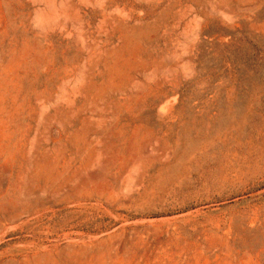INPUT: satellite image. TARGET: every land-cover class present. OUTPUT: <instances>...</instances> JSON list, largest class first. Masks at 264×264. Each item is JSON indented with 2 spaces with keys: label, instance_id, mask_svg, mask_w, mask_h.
<instances>
[{
  "label": "rangeland",
  "instance_id": "obj_1",
  "mask_svg": "<svg viewBox=\"0 0 264 264\" xmlns=\"http://www.w3.org/2000/svg\"><path fill=\"white\" fill-rule=\"evenodd\" d=\"M0 264H264V0H0Z\"/></svg>",
  "mask_w": 264,
  "mask_h": 264
}]
</instances>
